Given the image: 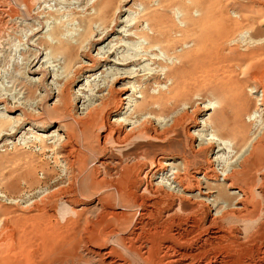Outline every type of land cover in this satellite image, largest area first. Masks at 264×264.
<instances>
[{
	"label": "bare ground",
	"instance_id": "obj_1",
	"mask_svg": "<svg viewBox=\"0 0 264 264\" xmlns=\"http://www.w3.org/2000/svg\"><path fill=\"white\" fill-rule=\"evenodd\" d=\"M18 1L26 13H33L29 0ZM52 1L58 3L54 10L31 14L37 20L32 46L44 51L37 69L49 65L53 84L58 87L56 105L52 111L41 109L33 114L24 111L20 118L2 115L6 125L0 126V142L7 137L15 139L26 124H29L26 134L36 135L38 130L45 131L41 126L36 127L40 121L49 127L58 123L62 135L59 129L48 137L37 135L39 147H60L66 158L64 162L72 170L78 167L79 174L87 173L84 177L92 187L110 185L132 206L146 207L145 213H137L140 221L131 233L119 239L122 250L131 259L113 248L93 250L87 245L85 250L93 257L94 264H134L135 261L140 264H264V128H254L252 118L256 112L249 113L251 100L242 88L245 78L233 75L234 61L229 54L227 33L230 23L222 11L215 10L217 0H74L75 7L70 8L67 5L64 8L62 0ZM131 1L133 8L124 9ZM3 9L0 7V15ZM122 13H128L126 21L130 25L126 27L130 34L124 36L130 37L126 39L128 43L120 40L111 52L98 48L100 61L114 55L117 61L110 62L118 67L102 71L103 86H98L97 94L105 91L113 77L115 85L102 96L79 88L89 98L75 95L85 103L77 107L83 113L74 117L69 110L72 100L68 88L73 80L65 81L64 73L71 66L94 71L95 60L85 64L78 62L77 57L87 51L90 39L94 43H89L90 48L105 43L116 31L117 24L122 23L119 22ZM40 55L35 54L30 60L29 72L40 61ZM241 73L259 83L261 97L256 101L255 110L261 107L264 112V72H252L248 65ZM87 85L91 86L84 84ZM154 86L158 89L152 92ZM95 99L98 102L94 105ZM8 105L9 108L19 106L13 101ZM8 105L4 107L10 110ZM121 115L123 120H119ZM113 117L118 120H112ZM160 117L165 120L159 123ZM245 117L250 120L246 121ZM153 122L158 128L153 127ZM150 127H153V136ZM179 133L185 138L179 140V145L171 144L153 158L144 157L132 167H122V179L110 184L106 178L98 177L97 166L88 170V159H81L77 148H90L91 158H96L105 147H127L137 137L149 136L156 143H164ZM220 153L227 156L224 158ZM138 166L148 168L144 177L137 174ZM149 174L154 178L163 176L170 184L159 183L165 186L160 191L155 189L157 184L153 187L148 183L139 194L135 187ZM73 187L70 181L68 189L58 195L52 193L46 200L74 193ZM144 193L146 196L142 197ZM174 206L177 207L174 212L179 214L165 216L170 221L164 230L146 233L147 217L155 214L158 207L163 210ZM47 208L46 201L37 205L38 212L50 215ZM113 215L122 217V225L129 222L122 213ZM260 216L263 218L247 233V239L241 237V225L252 223ZM115 233L114 226H109L104 234L96 232L92 243L99 244L102 241L99 239L107 240ZM44 241L47 243L44 249L53 254L55 262L92 263L78 252L82 239H76L78 246L67 250L68 242L59 244L48 235ZM0 264L24 263L6 255L0 257Z\"/></svg>",
	"mask_w": 264,
	"mask_h": 264
},
{
	"label": "rangeland",
	"instance_id": "obj_2",
	"mask_svg": "<svg viewBox=\"0 0 264 264\" xmlns=\"http://www.w3.org/2000/svg\"><path fill=\"white\" fill-rule=\"evenodd\" d=\"M6 1L0 0V7L2 9L5 7L3 16L0 15V126L6 125V122L2 121L4 120L2 115L19 116L17 118H20L24 111L31 114L39 112L41 109L52 111L56 105V92L58 89L53 84L52 71L48 69L49 65L45 64L41 69H37L41 65L44 51L40 52L32 46V44H35L33 42L36 39V37L33 38L32 31L37 29V20L35 15H31L44 9L54 10L58 3L52 0H29L33 10V13L30 14L25 12L24 6L18 0ZM74 2V0H62L64 8H66V5L69 8L75 7ZM133 3L131 1L126 4L124 9L133 8ZM60 7L62 6L60 5ZM215 10L222 11L223 17L229 20L230 24L227 29L228 48L234 61L231 69L233 72L235 71L234 76L245 78L242 88L251 100L249 113L256 112L252 118L255 121L254 128L255 130H262L264 128V112L261 107L255 110L256 101L261 97V88L258 82L250 76L244 77L241 71L250 65L252 72H259V70L264 72V0H217ZM8 17L10 19H7ZM127 17L128 13L119 15V22L122 23L117 24L116 31L107 37L108 40L105 43L90 48L89 43L90 45L91 43L94 44L90 39L87 41L88 46L87 51L84 52L85 54L80 53L78 55L77 61L80 63L90 64L91 61L95 60L97 63L94 71L93 69L82 70L83 67L76 69L72 66L66 69L64 73L65 81L73 80L68 88L72 100L69 110L74 117L83 113L77 107H81L85 103L83 99L75 95L89 98L88 94L82 93L83 91L78 90L79 88L89 90L88 92L91 95L102 96L107 93L106 90L109 87L115 85L113 77L107 83L105 91L97 94L98 86H103L102 74L104 73L102 71L107 68L118 67L112 63L117 61L114 55H111L109 60L100 61L98 57L102 56H98V48H101L103 52H111L120 40L127 42L126 39L130 38L124 37L130 34L128 27H126L130 25L126 21ZM35 54H41L39 56L41 59L29 72L30 60L33 59ZM105 56L107 57L108 54L106 53ZM36 70H38L37 73L33 74L32 72ZM88 76L93 77L89 79ZM32 78L37 79V81H30ZM85 83L91 84V86L87 85L88 87H85ZM53 86L55 90L52 92L51 88ZM162 87L165 88V85H162ZM157 89L154 86L151 91L155 92ZM256 90V93H252ZM10 101L18 102L19 106L9 108ZM97 102V99L92 101L94 105ZM6 104L8 109L13 110L15 113H10L11 111L4 107ZM129 108L130 110L133 109V107ZM118 117L119 120L124 119L123 115ZM118 117H113L112 120H118ZM245 118L246 121L250 120L249 117ZM162 120H165V117H160L159 123ZM38 124L36 127L41 126L45 131L38 130L36 135L26 134L29 128V124H26L15 139L7 137L0 142V257L4 258L6 255H12L24 264H71L69 260L67 262H55L53 254L46 252L44 248H46L47 243L44 239L48 235L54 237L59 244L68 242L69 244L66 243L68 244L66 250L68 248L73 249L78 239H82L83 243L80 244L81 247L79 246L78 252L85 260L92 262L91 264H94V261L93 257L88 255L85 250L87 245L93 250L113 248L116 252L121 253L123 257L130 258L122 250L119 239L127 236L129 232L131 233L140 221L137 213H145L146 207L136 208L132 206L119 196L110 185L92 187L89 180L85 179V173L83 175L79 174L80 170L76 169L78 167H74L73 170L69 168V165L65 163L66 158H64L65 155L62 154L63 151L60 147H39L40 145L35 137L37 135L50 136V133L59 129V124L55 123L50 127L48 124H42V121ZM153 127L158 128L154 122ZM153 127L149 129L152 136L154 135ZM59 131L62 135V130L59 129ZM177 137H171L170 140L164 143H156L149 136L137 137L127 147H105V151L98 154L96 158H91L90 155L93 154H91L90 148H77L81 151L80 158L88 159V170L97 166L98 177L106 178V182L110 184L111 181L118 182L122 179L120 175L122 167H132L144 157L153 158L157 154H161L162 150L168 148L171 144L179 145V142H181L179 140L185 139L181 133ZM207 138L209 139L211 136ZM219 155L224 158L227 156L224 153ZM101 161L105 164H100ZM137 169V174L142 177L148 171L146 167L142 169L138 166ZM70 181L74 183L73 190H71L74 193L60 198L56 196L54 200H46L52 193L58 195L60 191L68 189ZM148 183L153 187L157 184L155 189L160 191L165 190V186H161L162 184L166 186L170 184L163 176L159 175L154 178L149 174V177L137 183L136 191L140 194ZM145 196L146 193L142 195V197ZM150 199L154 200V197L150 195ZM42 201L47 202L48 213L52 217L37 211V205L42 204ZM83 207L84 209L80 210ZM103 207L107 209H103ZM176 209V206L164 208L163 210L158 207L159 212L155 211L156 215L153 214L145 219L149 220L146 233L150 230L149 233H152L155 229L164 230V227L170 221L165 216L170 217L179 214V212H174ZM115 212L122 213L124 219L129 220V222L122 225V217H115L113 215ZM262 218V216L257 218V222L243 223L242 228H240L243 233L241 237L245 238L247 233H251ZM109 226H114L116 229L115 235L107 240H104L105 237L99 239L102 240L98 242L99 244L92 243L93 240H96L95 233L102 232L104 234ZM92 231L94 232L93 235L90 234ZM70 238L71 243L69 242ZM72 238L75 239V242ZM88 240H91V242L87 243ZM134 264L140 263L135 261Z\"/></svg>",
	"mask_w": 264,
	"mask_h": 264
}]
</instances>
